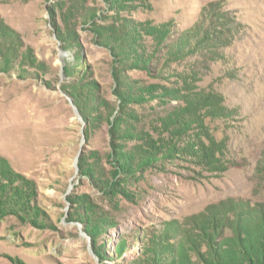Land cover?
Instances as JSON below:
<instances>
[{
  "label": "rangeland",
  "instance_id": "1",
  "mask_svg": "<svg viewBox=\"0 0 264 264\" xmlns=\"http://www.w3.org/2000/svg\"><path fill=\"white\" fill-rule=\"evenodd\" d=\"M263 220L264 0H0V264H225Z\"/></svg>",
  "mask_w": 264,
  "mask_h": 264
},
{
  "label": "trees",
  "instance_id": "2",
  "mask_svg": "<svg viewBox=\"0 0 264 264\" xmlns=\"http://www.w3.org/2000/svg\"><path fill=\"white\" fill-rule=\"evenodd\" d=\"M75 70H79V69H75ZM82 77L83 75H81V80H83ZM84 83H85L84 87L89 88L90 84H88L87 82ZM76 104L79 105L80 103L77 101ZM79 109L81 114L83 116H86L87 113L84 111V109H81L80 106ZM250 222L251 224L253 223V221ZM256 223L257 222H255L254 224ZM250 232L251 231L247 230L246 233H243L244 236H246V241L245 244L242 245V247H240L239 251L235 252L237 258H233L230 257L229 255H226L225 264H264V220H263V225L256 233L255 237L252 235L253 232L252 233Z\"/></svg>",
  "mask_w": 264,
  "mask_h": 264
}]
</instances>
